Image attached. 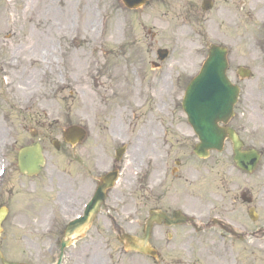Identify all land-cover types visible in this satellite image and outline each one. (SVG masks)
Segmentation results:
<instances>
[{
	"label": "rangeland",
	"instance_id": "rangeland-1",
	"mask_svg": "<svg viewBox=\"0 0 264 264\" xmlns=\"http://www.w3.org/2000/svg\"><path fill=\"white\" fill-rule=\"evenodd\" d=\"M202 1L156 0L129 11L119 0H0L1 76L3 83H8L5 75L10 79L8 89L0 94V141L9 133V171L0 200V211L6 208L8 215L0 231V250L8 262H56L58 251L43 252L49 241L37 237L34 230L46 208H58L51 195L48 198V192L42 191L50 186L53 157L59 155L52 142H62V132L70 126L86 131L84 141L74 149L81 159L88 158L83 154L94 158L98 146L109 152L117 140L139 137L136 156H142L140 150L146 147V151L159 148L171 159L179 158L181 188L198 192L195 206L201 216L217 213L231 224L253 225L235 194L239 186L253 200L255 222L264 226V159L256 172L241 177L230 166L227 144L221 155L191 158L187 152L195 141L180 108L183 87L198 72L211 44L228 50L227 76L240 89L264 88V43L260 40L264 0H211L208 12L201 10ZM158 49L169 51L159 71L164 73L159 90L150 84L154 72L150 63ZM240 69L250 71L249 79L239 77ZM135 70L139 80L132 74ZM29 94H35L33 104L26 102ZM31 131L37 133L36 139L30 137ZM260 132L264 142V130ZM162 134L167 137L164 145L156 141ZM34 142L42 146L47 164L42 174L27 179L17 171L16 155L22 146ZM71 166L65 172L75 179L76 166ZM225 184L226 189L234 188L230 197L237 196L236 203L228 201ZM141 188L136 200L129 198L118 210L120 222H126L122 213L135 203V218L144 216L147 208ZM121 189L122 184L115 192ZM72 201L66 198L64 202ZM127 224L126 230L140 235L136 221ZM106 226L104 217L99 218L85 240L66 252L63 264H264V238L231 242L214 229L196 234L184 227L172 239L153 234L151 243L159 254L152 260L124 252Z\"/></svg>",
	"mask_w": 264,
	"mask_h": 264
},
{
	"label": "flooded vegetation",
	"instance_id": "flooded-vegetation-1",
	"mask_svg": "<svg viewBox=\"0 0 264 264\" xmlns=\"http://www.w3.org/2000/svg\"><path fill=\"white\" fill-rule=\"evenodd\" d=\"M239 101L241 103V109L238 112H235L232 119L228 122L227 128L235 130L236 134L243 142L244 150H248L253 147L258 138L259 140L261 139L259 136L260 128L264 129V90H256L255 93L251 91H245L241 97H239ZM249 124H251L250 127ZM245 145L248 147H245ZM230 153L231 149L229 151V155ZM100 154V152L96 153L98 157L96 156L97 158L95 157L89 161V158L81 159L80 157L76 156L75 152L72 154L70 152H64V164L69 168L72 167L71 165L73 164L76 166L74 171L75 179L65 172V168L62 165V158L56 159L57 161L55 160V168L54 164H52L53 169L51 170L52 174L50 176V183H52V185L42 192H48L47 197L50 198L51 195L50 199H52L58 205V208H46L43 211V218L39 224H45L48 217L51 215V230H53V234L55 235L52 237H55V240L60 239V235L64 228L63 223L55 217L61 216L64 218L70 215L71 212L75 210L78 202L84 201L87 198L88 185H90L92 182L96 185L97 179L91 172L88 171V168L89 164L94 167L102 164ZM141 159L145 161L144 164L146 169L145 207L147 208V215L152 210H159L170 218L177 211H182L187 215H191L192 217L199 215V211L196 208L193 199L187 202L183 201V196L179 189L180 162L169 161L170 158L168 153L165 155H160L158 152H152L149 150L144 151L142 156L132 155V169L135 170V168L138 167ZM91 161L92 163H90ZM169 163L174 164L176 167H170ZM56 168L58 169L56 170ZM122 181L124 182V187H126V182L129 180L126 177H123ZM73 182H75L74 186L71 185ZM85 187L87 188L85 189ZM237 190H239V188ZM231 191L232 187L229 186L227 190H224L225 195L226 192L230 194ZM168 193H170V196H167ZM66 198H71L73 201L65 203L64 201ZM213 198L214 200L218 199V197H215V190H213ZM223 198L224 197L221 196L219 201L223 200ZM122 199L123 195L121 194L110 195V201L112 202L111 204L117 205L116 203H121ZM213 208L215 209V205ZM227 210L228 207H226V211ZM235 224L241 229L247 228L241 223ZM174 231L176 233V230ZM155 234L162 236L166 234V232L159 230Z\"/></svg>",
	"mask_w": 264,
	"mask_h": 264
},
{
	"label": "water",
	"instance_id": "water-1",
	"mask_svg": "<svg viewBox=\"0 0 264 264\" xmlns=\"http://www.w3.org/2000/svg\"><path fill=\"white\" fill-rule=\"evenodd\" d=\"M122 1L127 7L136 8L146 0ZM225 68V52L212 48L210 58L204 65L200 77L192 83L186 93L184 110L200 140V144L195 149V153L199 157H204L205 152L209 149H219L226 135L223 130L216 128V123L218 121L225 122L229 117V110L236 96V90L226 81L224 77ZM79 136L82 137L83 135L79 133ZM235 159L238 166L245 168L247 171L252 170L250 164L252 165L257 160L254 156L238 155L237 153H235ZM40 162L39 149H27L20 153L18 167L21 172H27L31 175L37 172ZM246 164L248 165L246 166ZM95 210L96 208L91 215ZM148 236L149 230L147 229L143 245L146 244ZM125 240L127 243L132 244L130 238L126 237ZM140 252L150 253L142 249ZM0 261L2 264H12L7 263L1 253Z\"/></svg>",
	"mask_w": 264,
	"mask_h": 264
},
{
	"label": "bare ground",
	"instance_id": "bare-ground-1",
	"mask_svg": "<svg viewBox=\"0 0 264 264\" xmlns=\"http://www.w3.org/2000/svg\"><path fill=\"white\" fill-rule=\"evenodd\" d=\"M88 15H89V14H88ZM89 16H90V15H89ZM27 81H28V80H27ZM27 81H25V82H26V84H27ZM22 86H23V85H22ZM59 87H63V88H64V86H63V85H61V86L59 85Z\"/></svg>",
	"mask_w": 264,
	"mask_h": 264
}]
</instances>
